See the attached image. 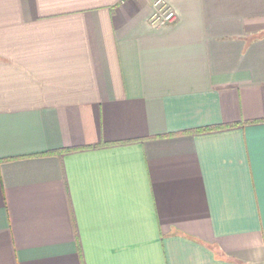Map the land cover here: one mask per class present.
Returning <instances> with one entry per match:
<instances>
[{
    "label": "crops",
    "instance_id": "obj_1",
    "mask_svg": "<svg viewBox=\"0 0 264 264\" xmlns=\"http://www.w3.org/2000/svg\"><path fill=\"white\" fill-rule=\"evenodd\" d=\"M153 1L0 0V264H264V0Z\"/></svg>",
    "mask_w": 264,
    "mask_h": 264
},
{
    "label": "built area",
    "instance_id": "obj_2",
    "mask_svg": "<svg viewBox=\"0 0 264 264\" xmlns=\"http://www.w3.org/2000/svg\"><path fill=\"white\" fill-rule=\"evenodd\" d=\"M153 11L149 19V24L153 27H162L176 22L177 14L165 0H154Z\"/></svg>",
    "mask_w": 264,
    "mask_h": 264
},
{
    "label": "trees",
    "instance_id": "obj_3",
    "mask_svg": "<svg viewBox=\"0 0 264 264\" xmlns=\"http://www.w3.org/2000/svg\"><path fill=\"white\" fill-rule=\"evenodd\" d=\"M219 129H223V127L211 128V129H207V130H204V131H216V130H219ZM64 152H66V151H64Z\"/></svg>",
    "mask_w": 264,
    "mask_h": 264
}]
</instances>
